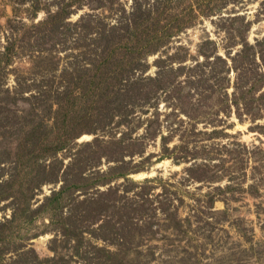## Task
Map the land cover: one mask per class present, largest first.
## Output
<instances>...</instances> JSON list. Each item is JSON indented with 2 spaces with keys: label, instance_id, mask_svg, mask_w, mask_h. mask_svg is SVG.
Listing matches in <instances>:
<instances>
[{
  "label": "rangeland",
  "instance_id": "rangeland-1",
  "mask_svg": "<svg viewBox=\"0 0 264 264\" xmlns=\"http://www.w3.org/2000/svg\"><path fill=\"white\" fill-rule=\"evenodd\" d=\"M260 48L264 0H0V264H264Z\"/></svg>",
  "mask_w": 264,
  "mask_h": 264
},
{
  "label": "trees",
  "instance_id": "trees-1",
  "mask_svg": "<svg viewBox=\"0 0 264 264\" xmlns=\"http://www.w3.org/2000/svg\"><path fill=\"white\" fill-rule=\"evenodd\" d=\"M63 8H64L63 6L60 7V9L58 8L57 11H55L53 14H48V17L46 18V20L41 21L40 23L38 22L37 26L39 27V25H40V27L38 28L37 34L35 33V35L37 37L36 41L39 40L42 48L45 45L44 49H46V50H48L49 48H53L54 46H57L59 44L63 45L67 41V38H66L67 32L66 31L68 30V26L71 23H66V26H64V28H63L62 23L64 22L66 15H67L66 13H64L65 9L63 10ZM67 13H69V12H67ZM64 14H65V16H64ZM82 20L84 21L83 18H82ZM125 22L127 23L126 24L127 27L124 29V33H123L124 35H119V36H122L124 38H130L131 36H129V34H128L130 30L135 31L134 34L136 35V29H137L136 26L137 25H135V23H133L132 21L130 23H128V21H125ZM86 23H83L81 25V27H82V29L85 28V29L89 30V26L85 25ZM73 24L76 25V22H74ZM60 27H62V28L60 29ZM125 34H127V35H125ZM157 35H158L157 32H155L154 35L147 34V36L144 37L145 40L143 42L145 44H149L152 42L153 37H154V40H160V38L163 37V35H159V36H157ZM136 36H138V35H136ZM138 37L141 38V36H138ZM105 40H106V46L102 47V49L100 50V53L95 54L96 53L95 52V53L89 54V55H87L88 58H86V59L91 60L89 65L91 67L93 66L92 71H95V73L99 72L97 83L103 81L104 78L107 76V74H109L108 72L110 70H114L116 68V74L117 73L118 74H117V76H114V77H115V79L117 77H119V78H117V80H119L120 84H122L121 81H123V79L120 77H121L122 73H124L123 71L125 70V67L127 66V62H128V64H131L132 58L127 59V61L125 63H123L122 57L125 56V53H122L121 49H123L122 47H124V45H122V43H119L118 45L115 46V45H113L114 43H112L110 41L111 39L105 38ZM258 43H259V45H262L263 42H258ZM145 44H142V46H144ZM243 47L244 48L245 47L251 48L252 46L247 45V43H245L243 45ZM93 50L99 51L98 49H93ZM116 50H118V51L120 50V52L122 53L121 54L122 57L117 58L116 56H113V55H116L115 54L117 52ZM126 50H127L128 54L135 52V50L133 49L132 46L128 47ZM260 52L262 53V55H264V48H260ZM5 54H6V52H5ZM205 57H206V55H205ZM261 58H262V60H264L263 57H261ZM214 59L216 60V62L222 63L223 68H225V73H228L230 67L227 65L226 59L224 57H221L220 55H216L214 57ZM231 60L233 63V60H234L233 57H231ZM263 67H264V65H263ZM234 68H236V67H234ZM130 69L132 70L133 67H131ZM100 73H102V74H100ZM237 79H238V81L236 83H234V90H233V95H232L233 98H232L231 102H237L238 99L243 98L245 96V94H247L249 92V91L246 92V91L241 90V88L243 87V81H241L242 79L239 80V77H237ZM128 86H130V84H128ZM237 91H238V95H236ZM119 92H121L122 95L128 94L127 89L125 91V89H122V87L119 88ZM124 97H125V95H124ZM127 103L128 102H126L125 105H127ZM134 104H137V103H134ZM130 112H131V110H129V113ZM127 114H128V112H127ZM2 225L0 222V240L4 239L3 230H2L3 226Z\"/></svg>",
  "mask_w": 264,
  "mask_h": 264
}]
</instances>
